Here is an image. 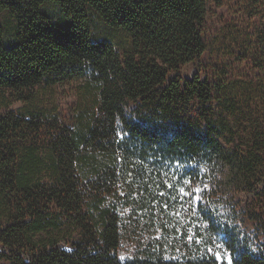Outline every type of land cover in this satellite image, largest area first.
<instances>
[{
    "label": "trees",
    "instance_id": "trees-1",
    "mask_svg": "<svg viewBox=\"0 0 264 264\" xmlns=\"http://www.w3.org/2000/svg\"><path fill=\"white\" fill-rule=\"evenodd\" d=\"M207 11L208 0H0V110L23 102L0 111V264H264L229 201L264 193V146L238 149L215 82L181 74L206 50ZM98 19L120 36L97 35ZM71 80L76 117L51 122L36 87ZM196 179L222 196L180 201ZM133 208L191 228L123 258Z\"/></svg>",
    "mask_w": 264,
    "mask_h": 264
},
{
    "label": "rangeland",
    "instance_id": "rangeland-1",
    "mask_svg": "<svg viewBox=\"0 0 264 264\" xmlns=\"http://www.w3.org/2000/svg\"><path fill=\"white\" fill-rule=\"evenodd\" d=\"M94 30L97 35H109L112 39L120 36L99 19ZM204 38L206 50L200 60L186 64L181 74L192 76L199 71L215 82L216 88L220 89L217 94L225 98V102H213L215 115L228 118L233 144L243 153L249 149L260 151V146H264V0H208ZM80 86V81L71 80L36 87L40 94L38 101L51 113V122L57 118L56 122L66 124L76 117V104L81 100ZM22 106L23 102L13 100L8 108L0 111H19ZM46 131L43 129V134ZM44 135L42 137L46 139L48 133ZM127 181H131V174ZM184 186L182 202L199 200L202 193L209 195L211 200L222 196L221 189L210 185L208 180L196 179V182ZM230 196V205L237 210L236 229L250 238L255 250H264V193H250L243 202L238 201L233 191ZM121 216L125 223L120 248L123 258L142 254L144 250L154 251L159 246L169 249V242L176 243L185 230L191 228L189 218L179 216L175 211L165 216L169 226L164 229L162 221H158L161 218L158 209L154 213L157 221L151 218V214L148 218L136 208L123 211ZM172 223L174 227H170ZM180 245L177 248L181 250ZM217 249L221 258L224 253L228 254L224 249ZM2 263L13 264V261L1 259Z\"/></svg>",
    "mask_w": 264,
    "mask_h": 264
},
{
    "label": "snow or ice",
    "instance_id": "snow-or-ice-1",
    "mask_svg": "<svg viewBox=\"0 0 264 264\" xmlns=\"http://www.w3.org/2000/svg\"><path fill=\"white\" fill-rule=\"evenodd\" d=\"M216 255H217V258H218V259L221 258L219 252H217ZM229 264H231V261H230V260H229Z\"/></svg>",
    "mask_w": 264,
    "mask_h": 264
}]
</instances>
